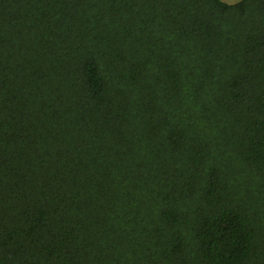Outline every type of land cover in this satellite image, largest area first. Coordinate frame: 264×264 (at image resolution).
Listing matches in <instances>:
<instances>
[{
  "label": "trees",
  "instance_id": "16d2710c",
  "mask_svg": "<svg viewBox=\"0 0 264 264\" xmlns=\"http://www.w3.org/2000/svg\"><path fill=\"white\" fill-rule=\"evenodd\" d=\"M0 264H264V0H0Z\"/></svg>",
  "mask_w": 264,
  "mask_h": 264
},
{
  "label": "rangeland",
  "instance_id": "374dc122",
  "mask_svg": "<svg viewBox=\"0 0 264 264\" xmlns=\"http://www.w3.org/2000/svg\"><path fill=\"white\" fill-rule=\"evenodd\" d=\"M227 2H236L237 0H225Z\"/></svg>",
  "mask_w": 264,
  "mask_h": 264
}]
</instances>
